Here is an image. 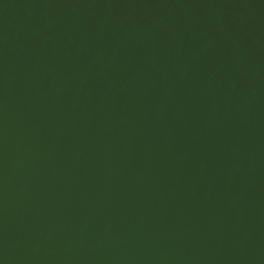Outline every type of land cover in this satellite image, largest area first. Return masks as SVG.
Here are the masks:
<instances>
[{
    "label": "water",
    "instance_id": "1",
    "mask_svg": "<svg viewBox=\"0 0 264 264\" xmlns=\"http://www.w3.org/2000/svg\"><path fill=\"white\" fill-rule=\"evenodd\" d=\"M0 264H264V0H0Z\"/></svg>",
    "mask_w": 264,
    "mask_h": 264
}]
</instances>
